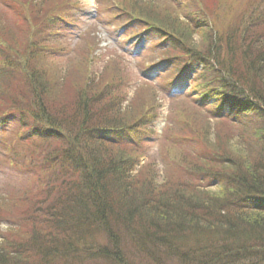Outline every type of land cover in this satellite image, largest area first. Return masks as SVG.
<instances>
[{
	"label": "trees",
	"instance_id": "1",
	"mask_svg": "<svg viewBox=\"0 0 264 264\" xmlns=\"http://www.w3.org/2000/svg\"><path fill=\"white\" fill-rule=\"evenodd\" d=\"M186 1L180 9L189 23L170 19L180 33L168 18L131 17L115 3L123 26L140 20L178 51L163 58L171 72L159 90L184 94V103L197 104L192 116L204 115L200 128L177 125L172 146L192 148L173 164L161 149V171L138 168L146 116L122 125L120 79L85 80L74 94L66 90L65 103L36 34L8 43L0 29V123L16 116L20 125L10 164L22 159L37 170L17 198H0L18 213L0 231V264H264V7ZM0 3L20 26L26 5ZM74 6L45 22L66 23ZM207 23L213 32L202 35L200 54L191 36ZM167 129L168 122L157 140Z\"/></svg>",
	"mask_w": 264,
	"mask_h": 264
},
{
	"label": "rangeland",
	"instance_id": "2",
	"mask_svg": "<svg viewBox=\"0 0 264 264\" xmlns=\"http://www.w3.org/2000/svg\"><path fill=\"white\" fill-rule=\"evenodd\" d=\"M19 1L26 5L21 25L18 26L15 13L7 8L5 3H0V29L7 32L5 36L10 38L6 40L8 43L16 40L22 42L21 36H25L28 31L36 34L35 38L45 47L42 62L46 69L52 72L50 74L51 80L54 79L53 83L58 82V90L63 91L58 99H65V103L71 101V95L69 96L66 90L74 94L77 87L88 79L97 82L101 80L106 84L120 79V97L123 99L122 106L125 111L122 115V125L131 123L133 118L141 119L146 116L149 132L145 135L148 137L141 143L143 153L139 156L138 168L152 164L151 166L161 171L164 169L160 157L161 149L165 158L173 164L192 148L189 145L172 146L179 129L177 125L180 127L183 122V127L188 124L190 127L196 123L200 128L203 126L204 115L192 116L191 107L197 104L193 100L184 103V94L178 99H171L166 96V92L159 90L160 86L166 84L161 77L164 73L171 72V64H168V67L157 64L165 63V56H171L178 51L167 50L170 45L164 41L159 42L160 36L156 32H147L149 28L140 20L127 23L123 28L124 17H118L121 13L116 6L117 3L121 4L124 10L130 11L128 16L131 17L138 14L158 20L168 18L165 22L180 33L181 28L170 19L179 20L185 26L189 23V19H185L188 12L180 9L187 3L186 0ZM67 2L75 6L67 11L66 23L59 21L53 27L48 25L45 21L52 14L63 10ZM243 2L245 8L249 7L251 2L253 6L261 3L264 7V0ZM57 7L53 13L52 10ZM188 8L189 11L193 10L192 7ZM197 27L199 30L191 36L192 40L200 54L207 53L203 48L205 42L202 41V35L211 34L212 26L207 23L200 26L197 24ZM187 40L191 42L188 38ZM196 66L198 63L192 67L193 72L189 73L188 79L192 78V74L195 75ZM209 72L213 73L210 70ZM188 79L183 81L182 89L190 85ZM134 101H138L137 106ZM142 114L143 116H138ZM17 121L16 116H10L4 123H0V198H17L16 194H21L23 189L25 191V188L30 187L26 184L37 177L36 168L28 167L22 159L17 162L18 166L10 164V157L14 156L15 152H20L17 147L16 150L13 149L15 138L20 132ZM166 122L169 129L165 131L163 141H159L157 138L161 136ZM173 128L176 130H172ZM0 203L7 212L0 223V231L4 232L18 213L7 207L8 203Z\"/></svg>",
	"mask_w": 264,
	"mask_h": 264
},
{
	"label": "bare ground",
	"instance_id": "3",
	"mask_svg": "<svg viewBox=\"0 0 264 264\" xmlns=\"http://www.w3.org/2000/svg\"><path fill=\"white\" fill-rule=\"evenodd\" d=\"M157 35L161 37V35H160V34H158V33H157ZM160 37H158V39H159Z\"/></svg>",
	"mask_w": 264,
	"mask_h": 264
}]
</instances>
